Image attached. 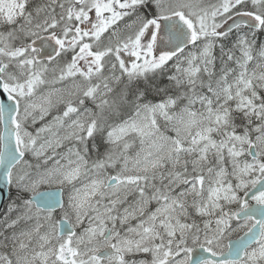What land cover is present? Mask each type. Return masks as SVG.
Wrapping results in <instances>:
<instances>
[{"label": "snow or ice", "instance_id": "snow-or-ice-1", "mask_svg": "<svg viewBox=\"0 0 264 264\" xmlns=\"http://www.w3.org/2000/svg\"><path fill=\"white\" fill-rule=\"evenodd\" d=\"M0 185V264H264V0H0Z\"/></svg>", "mask_w": 264, "mask_h": 264}, {"label": "water", "instance_id": "water-1", "mask_svg": "<svg viewBox=\"0 0 264 264\" xmlns=\"http://www.w3.org/2000/svg\"><path fill=\"white\" fill-rule=\"evenodd\" d=\"M0 187H2V185H0ZM9 196V192L7 189H4L3 190V194H0V210L2 209L6 199L8 198Z\"/></svg>", "mask_w": 264, "mask_h": 264}, {"label": "rangeland", "instance_id": "rangeland-1", "mask_svg": "<svg viewBox=\"0 0 264 264\" xmlns=\"http://www.w3.org/2000/svg\"><path fill=\"white\" fill-rule=\"evenodd\" d=\"M13 198H14V195H13ZM233 238H235V237H233Z\"/></svg>", "mask_w": 264, "mask_h": 264}, {"label": "flooded vegetation", "instance_id": "flooded-vegetation-1", "mask_svg": "<svg viewBox=\"0 0 264 264\" xmlns=\"http://www.w3.org/2000/svg\"><path fill=\"white\" fill-rule=\"evenodd\" d=\"M2 216V215H1Z\"/></svg>", "mask_w": 264, "mask_h": 264}]
</instances>
